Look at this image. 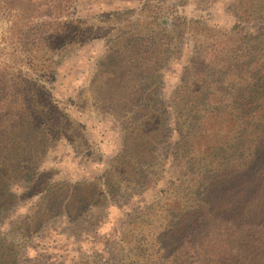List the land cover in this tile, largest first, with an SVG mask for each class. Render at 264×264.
Returning a JSON list of instances; mask_svg holds the SVG:
<instances>
[{
  "label": "trees",
  "instance_id": "1",
  "mask_svg": "<svg viewBox=\"0 0 264 264\" xmlns=\"http://www.w3.org/2000/svg\"><path fill=\"white\" fill-rule=\"evenodd\" d=\"M78 1L0 0V264H19L25 244L57 223L95 233L106 207L157 185L167 163L174 175L126 220L117 254L77 264H264V0H230L229 27L164 0L72 16ZM97 40L89 78L58 100L57 72ZM187 41L182 77L165 90ZM72 111L107 117L119 134V151L89 181L44 167L60 141L103 159Z\"/></svg>",
  "mask_w": 264,
  "mask_h": 264
},
{
  "label": "rangeland",
  "instance_id": "2",
  "mask_svg": "<svg viewBox=\"0 0 264 264\" xmlns=\"http://www.w3.org/2000/svg\"><path fill=\"white\" fill-rule=\"evenodd\" d=\"M169 5L177 6L180 13L189 17H199L210 24L221 27H229L232 17L227 11L230 0H216L208 7H195L192 0H164ZM136 0H79L74 5L72 16L105 15L122 9L135 8ZM256 28L252 26L250 28ZM3 30V23L0 21V33ZM193 46L187 41L183 45L181 56L170 63L165 70L164 87L172 88L182 77V68L192 54ZM101 41H91L84 47L79 54L69 58L67 65L62 66L61 71L57 72L56 80L51 82L52 92L58 100L66 101L72 95V89L85 83L89 78L94 63L103 53ZM77 117L86 127L87 133L93 143L103 154L101 161H94L82 155L75 154L70 146L60 141L47 154L44 167L51 168L56 172V177L64 181H89L99 177L103 172L106 161L119 151V134L115 124L107 117H100L94 114L76 113ZM170 147L166 150L169 151ZM170 163L166 164L163 179L157 185L146 189L130 198L122 205L116 207H106L108 214L103 213L99 216L100 225L94 233L95 227L88 224L67 227L62 223L49 227L39 233L35 238H31L18 257L19 264H36L37 262L59 261L63 264H77L80 258L103 254L110 258L118 252V247L114 244L118 240L119 234L125 222L135 211H142L145 207L153 203L160 196V191L167 186V181L172 174L169 168ZM30 200L22 201L18 206L17 213L8 217L4 224L13 222L20 216ZM126 214L128 216H126ZM94 218V216H93ZM7 226V225H6Z\"/></svg>",
  "mask_w": 264,
  "mask_h": 264
}]
</instances>
